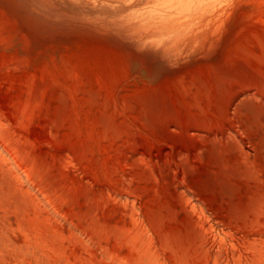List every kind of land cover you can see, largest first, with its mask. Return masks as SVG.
<instances>
[{
    "label": "rangeland",
    "instance_id": "rangeland-1",
    "mask_svg": "<svg viewBox=\"0 0 264 264\" xmlns=\"http://www.w3.org/2000/svg\"><path fill=\"white\" fill-rule=\"evenodd\" d=\"M0 153V264H264V0H0Z\"/></svg>",
    "mask_w": 264,
    "mask_h": 264
},
{
    "label": "bare ground",
    "instance_id": "bare-ground-1",
    "mask_svg": "<svg viewBox=\"0 0 264 264\" xmlns=\"http://www.w3.org/2000/svg\"><path fill=\"white\" fill-rule=\"evenodd\" d=\"M1 147H2V146H1ZM3 148H4V147H3ZM1 149H2V148H1ZM3 154H5V150H4V153H3ZM3 154L0 153L1 160L5 161V162L7 163V160H8V159H6L7 156L5 157V155H3ZM6 154H8V152H6ZM10 160H11V158H10ZM3 161H2V162H3ZM12 161H13V160H12ZM15 161H16V160H15ZM9 162H11V161L8 160V163H9ZM10 164H11V163H10ZM11 166H12V165H11ZM13 166H14V165H13ZM16 166H17V164H16ZM16 166H15V168H16ZM9 167H10V166H9ZM17 168H18V167H17ZM13 169H14V168H13ZM6 170H7L8 172H9L10 170L12 171V167H11V168H8V169H6ZM16 170H17V169H16ZM16 170H15V171H16ZM18 170H19V169H18ZM19 172H20V171H19ZM18 174H19V173H18ZM24 174H25V173H24ZM21 175H22V174H21ZM17 177H18V175H17ZM19 178H21V177H19ZM219 253H220V252H219Z\"/></svg>",
    "mask_w": 264,
    "mask_h": 264
}]
</instances>
